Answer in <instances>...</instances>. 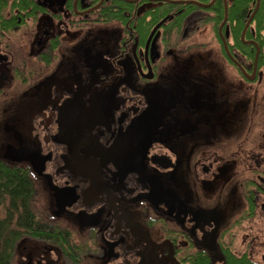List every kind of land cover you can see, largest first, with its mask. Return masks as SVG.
<instances>
[{
    "label": "flooded vegetation",
    "instance_id": "af4514ba",
    "mask_svg": "<svg viewBox=\"0 0 264 264\" xmlns=\"http://www.w3.org/2000/svg\"><path fill=\"white\" fill-rule=\"evenodd\" d=\"M235 1L0 0V160L71 245L27 235L22 264H264V71L215 18Z\"/></svg>",
    "mask_w": 264,
    "mask_h": 264
},
{
    "label": "trees",
    "instance_id": "16d2710c",
    "mask_svg": "<svg viewBox=\"0 0 264 264\" xmlns=\"http://www.w3.org/2000/svg\"><path fill=\"white\" fill-rule=\"evenodd\" d=\"M258 0H236L228 9L227 20L235 25V39L242 50L253 51L250 58L256 60L259 66L264 64V0H260L249 27V19L257 8ZM217 22L225 19L223 8L215 11ZM251 39L250 46L243 44L241 38ZM245 41V40H244ZM28 170L8 166L0 160V207L4 208L5 216L0 217V264H12L16 256L19 241L24 236L50 242L66 243L70 248V240L54 226L43 221L42 212L37 209V191ZM61 238V240H60Z\"/></svg>",
    "mask_w": 264,
    "mask_h": 264
},
{
    "label": "water",
    "instance_id": "95a60500",
    "mask_svg": "<svg viewBox=\"0 0 264 264\" xmlns=\"http://www.w3.org/2000/svg\"><path fill=\"white\" fill-rule=\"evenodd\" d=\"M259 6H260V0H258L256 11L253 13L252 17L249 19L246 29L249 27L250 23L252 22ZM225 12H226V15H225V20H226L228 17V8L225 9ZM246 29L243 33V37H242L243 39H244V34L246 32ZM258 55H259V51L257 53L256 63H257ZM84 114H87V110H83V112H81V115H84ZM88 123L92 124L93 122L89 121ZM76 134H77L76 135L77 141L73 145V147H71V149L67 152L69 159L71 160V162H73V170H72L73 172L72 173L73 174L79 173L81 175L80 176L81 178L91 180V182L95 181L96 179L97 180L101 179L102 178V168H101L100 160L97 157L89 156V155H85L81 153L83 148L87 147L88 144L91 145L93 143L92 135L90 133H86L84 130L82 133L78 130L76 131ZM34 162L37 164L38 161H34ZM43 171L44 169H34V172L40 177L44 176ZM97 183L98 182H95V184ZM86 190L83 193L84 195L88 194V191Z\"/></svg>",
    "mask_w": 264,
    "mask_h": 264
},
{
    "label": "rangeland",
    "instance_id": "374dc122",
    "mask_svg": "<svg viewBox=\"0 0 264 264\" xmlns=\"http://www.w3.org/2000/svg\"><path fill=\"white\" fill-rule=\"evenodd\" d=\"M259 9V8H258ZM256 11V10H255ZM254 11V12H255ZM226 14V13H225ZM256 15V14H255ZM203 31V30H202ZM211 31L208 29V30H206L201 36H206V34H207V36L208 37H210V34L212 33H210ZM210 33V34H209ZM214 33V32H213ZM197 39H199V38H197ZM202 39H204V38H201V41H202ZM214 44V43H213ZM216 45V44H215ZM217 46V45H216ZM258 63V62H257ZM259 70H262V71H264V64L260 67V69ZM263 83H264V78H263ZM263 86V85H262ZM261 92H262V94H260V97H262V98H264V88L261 90ZM260 99V98H259ZM261 119V118H260ZM0 155H1V152H0ZM11 156H13V157H18V156H23V154H21V155H16V154H10ZM27 155H36V154H34V153H27ZM27 155H25V156H27ZM37 164H38V162H37ZM34 180H35V178H33ZM38 184V182L36 183V187L38 188V190L40 189V186L39 185H37ZM41 190V189H40ZM41 195L43 196L44 195V192L41 190ZM38 195V194H37ZM45 204L43 203V200H42V198L41 197H37V204H36V206H37V209L39 210V211H41L42 213L44 212H47V211H45V206H44ZM5 211H4V208H2V207H0V217L2 218V217H4L5 216ZM24 237H26V236H24ZM23 237V238H24ZM24 241L25 240H21V241H19V244H18V248H17V253H16V256H14V259H13V262H12V264H22V257H21V252H22V250H23V246H24Z\"/></svg>",
    "mask_w": 264,
    "mask_h": 264
}]
</instances>
